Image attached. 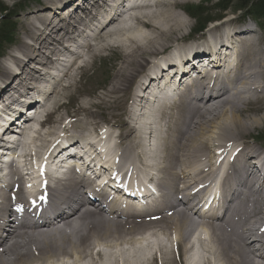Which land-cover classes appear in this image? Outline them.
<instances>
[{"label": "bare ground", "instance_id": "bare-ground-1", "mask_svg": "<svg viewBox=\"0 0 264 264\" xmlns=\"http://www.w3.org/2000/svg\"><path fill=\"white\" fill-rule=\"evenodd\" d=\"M65 1L48 0L49 6L45 9H53L56 5L64 2L63 4L68 3L69 5L75 3L73 7L75 6L78 11H83L88 7V4L89 6L91 4L89 2L91 0ZM165 3L157 5V8L166 10L165 12H170L173 8H177L176 3ZM150 8L154 7L149 4L148 7L134 6V8H129L126 11L131 13V16L127 17L128 21H126L125 17L123 18L122 14L111 20L96 36L97 47L89 51V54L95 52L102 54L104 51L113 49L111 46L112 42L119 44L121 46L119 49H123L121 60L124 61L120 65L122 66L120 70L116 71L115 79L109 92L110 95L127 92L130 81L134 77L136 78L139 71L143 68V64L139 65L138 61H136L139 56V50L140 52L143 50L142 52L145 54L159 52L160 49L165 51L167 49L165 46H168L169 49L171 48V46L166 45L170 42V39L172 44H175L182 42L185 38L183 32L190 26L187 19L174 16L176 19L174 20L175 23L172 24L171 21L174 17L168 21V17H171L170 14L167 18L158 17L154 20L152 17L149 18L146 14H143L147 11L152 12ZM168 9L170 11H167ZM67 12H70V10L68 9ZM160 12L157 11L158 14ZM58 14L62 13L58 12ZM68 14L70 17V15L73 16L75 13ZM84 15L90 16L89 12H84ZM62 18L54 16V19L49 21L47 15H43L41 20L38 21L42 28H33L31 24H28L29 29L27 31L24 30V35L30 40H37L42 37L39 44L42 49L46 48L47 45L50 48H54L57 46L56 43L62 41V38L53 40L51 35L57 34L55 30L59 28L60 24L61 28L65 29L62 24ZM184 28L185 30H183ZM45 29L50 30L51 34H45ZM65 31L67 32V29ZM181 32L182 35H177L181 34ZM213 32H215L214 29ZM216 39L219 40V36ZM50 43H52V46ZM18 51L24 55L27 52L28 55L35 52L38 54L37 59L43 57L41 51L25 47L24 44L20 46ZM27 59L28 63L32 61L30 57H27ZM88 59H91V57ZM12 61L17 66H22L23 74L19 77L22 81H24L23 78L30 80L34 75L38 76L32 80H40V74L30 67H26L27 62H21L15 57H12ZM46 62L48 63L49 61ZM245 63L246 69L242 70V73L245 74L229 84L231 92L228 95L222 96L220 100H218L219 96H217L212 100L218 101L205 106L203 109L193 107L187 102L183 108L178 110L176 115L172 116V113H170L168 116L162 117L165 127L164 138L161 140L157 139L155 149L157 159L154 160L153 165L154 169L163 175L161 184L163 189L166 188L168 190L170 197L176 192L185 193L190 187L204 184L207 179L213 177L216 168L213 158L208 155L215 154L216 151L220 150L222 142L226 146L228 141L234 140V138H242L243 135L262 125L264 119L263 121L261 118L253 121L246 120L243 117L245 114L243 106L249 103L250 98L248 96L252 88L255 90L263 88L264 90V81L261 78L264 75V59L255 46H250L247 49ZM252 67L257 72L256 74H253V70L250 69ZM1 77L5 78V80L12 77L15 79L16 75H10L6 69L3 70ZM170 82L168 81L167 83L169 84ZM44 84L46 85V82ZM250 86L252 88L248 89ZM71 87L72 85L69 84L67 89ZM157 94L160 93L157 92ZM51 96L54 99V103L59 104V107H61L59 102L62 99L57 98V93L55 92ZM88 116L89 118L93 117L91 113H88ZM53 120L54 123L60 124L62 118L53 117ZM215 120H217V123L214 122ZM221 121L222 123L220 124ZM89 125L94 131L97 130V123H89ZM117 128L120 131L117 138L119 150L131 151L135 155H139V150L144 146L142 140L146 128L143 132L142 130L138 131L128 122H121ZM52 130H54V127L51 128V131L46 132L48 137L52 135ZM211 133H214L213 138H206ZM234 133H236V136ZM217 134L220 140L214 139ZM226 136L230 138L222 139ZM30 145L31 148L35 146L32 142ZM22 148L24 149V156L21 157V162L24 160V163L30 166L37 161L36 155L28 154V145ZM8 152L9 150L4 149L0 153L2 154L0 155V160L5 161ZM121 155H124V152ZM240 160L241 158L238 161L236 159L237 166H227L225 172L226 180L237 179V176L232 174V170L241 164ZM65 164H67L66 161L60 167L64 168ZM143 167L147 170L151 166L143 163ZM244 175V170L239 166L238 177H244ZM12 178L15 181L12 193L16 194L13 189L16 184L21 186L23 177L13 174ZM10 180L12 181V179ZM255 182V178L249 173V181L246 182L247 185L242 187L245 189L244 193L247 190L246 193L250 196L252 191L249 188L251 185L254 186ZM237 186L239 185L236 183V190ZM253 193L258 195L256 192ZM55 197L57 200H61L64 197L63 203L65 201L68 202L71 197H73V200L77 198L75 201L78 202V210L68 214L59 224L48 225L46 229L35 231L32 227H29L11 233L3 241V256L0 257V264H86L88 260L91 262L89 264H96L97 260L100 262L104 260L105 264H264V257L252 250L249 238L246 237L247 234L256 231L255 227L250 225L247 228L246 224L247 222L253 224L251 220L260 215L263 204L258 200H251V206L247 203L235 205L236 207L232 209L227 220L219 224L209 223L207 227L205 225L199 227V224L192 219L187 211H178L175 215L165 217L163 219L164 225L159 226L160 223L157 224L156 226L159 227H155V231L148 236L152 240L156 238L157 242L152 247L141 248L142 239H134L133 233L135 230L133 228L126 229V224L124 223L116 224L108 221L109 219L103 215L85 209L82 206L81 196H76V185L74 183L62 186L56 192ZM1 199L0 216L11 214L14 206L13 201L8 199L5 193L2 194ZM15 203L25 205L22 200H16ZM192 210L194 213L196 212V210ZM236 216L239 217L237 221L235 220ZM226 223L233 228L227 230ZM263 225L264 222L260 228ZM199 231L205 232L207 237L202 238ZM164 239L165 241H161ZM174 243L184 250L189 248L192 251L191 257L183 261L176 254ZM125 245L127 250L124 249ZM95 248H103L106 253L98 252L93 254ZM150 251H153V253L151 259H148L147 254Z\"/></svg>", "mask_w": 264, "mask_h": 264}, {"label": "rangeland", "instance_id": "rangeland-1", "mask_svg": "<svg viewBox=\"0 0 264 264\" xmlns=\"http://www.w3.org/2000/svg\"><path fill=\"white\" fill-rule=\"evenodd\" d=\"M2 3L7 8H9V9L11 8V10L14 11V10L22 7L24 4H26V1L25 0H0V4H2ZM180 7H181L180 9L173 8L171 11H170V9H168L167 11H170V12H165L166 10H162L160 8H156V9L151 8L150 10L152 12L147 11L146 13H143V14H146L149 18L152 17L154 20H156V18H158V17H161V18L166 17L167 18L168 15H170V14H171V17H168V21L173 19L174 16H176L177 18L183 17V18L187 19L189 22L188 25H190V26L186 30H185V28L183 29V30H185L183 32L185 37H186L187 33H189L190 30H194V28H196L197 24L201 20L205 21L207 19V21H211L214 16H218V15H223V18L227 17L226 19H229V18L233 17V15L236 14V12H234L233 10L228 11L226 13H220L217 11V9H214V7L209 6L207 8L208 11H202L203 12L202 13V12L194 10V13L191 12L192 16H188L187 13L185 14V12L183 10H181L182 6H180ZM157 11H159V12L161 11L160 14H158ZM176 17H174V19L171 21L172 24L175 23L174 20L176 19ZM208 19H210V20H208ZM215 19H217V18L214 17L213 20H215ZM23 20L25 21V19H22V21ZM165 22H167V21H165ZM21 25H22V23L19 22L20 28H21ZM207 25H208V22H207ZM152 31H153V29H152ZM177 35H182V32H181V34H177ZM18 37H20V35ZM260 41H262V39ZM170 42H171V39H170ZM17 44L20 46L21 40L18 41ZM111 46L113 47V49L104 51L102 57L99 59L97 58L93 64V66H92V64H90V66H89L90 70L86 69V70L82 71L81 74L84 76V78L82 80L88 81L89 79H91V81L87 82V83L80 82V83H82V85H85L87 87L92 86V88L87 89V90L91 91V92L89 91V94H92V93L94 94V97L93 96H91V97L95 100V103L91 101L92 103H94V104L101 103L102 104L103 100L100 99L99 96L102 95L103 98L105 96V99H106L105 103L107 105V108L105 107V109H103L101 106L100 109L107 112L108 116H110L111 113H114V112L119 115L123 111L124 104H122V103L125 102V98H126L125 95H127V93H123V92H121L117 95L115 93H113V95H110V93H109L111 91L112 84H113V81L115 79L116 71L120 70V68L122 67L120 65L124 61V60H121L122 52H123V49H119V48H121V46H119V44H116L115 42H112ZM142 51L140 52V50H139V56H138V58H136V61H138L139 65L141 63L144 64L148 60V57L150 56V53L145 54ZM140 54H144V55L140 56ZM80 83H78V84L80 85ZM101 87H103L104 90L100 91ZM71 98H73V99H72V102L69 106L70 107L74 106L75 110L77 108H80V105L82 103H84V105H87L88 103H90V102H85V101L80 102L75 97H71ZM65 99H66V97H65ZM115 100H116V102H114ZM61 112H63V111H61ZM105 114H104V116H105ZM243 117L246 120H253V119L257 120L258 119L257 115L254 113H245ZM214 122L217 123V120H215ZM221 123H222V121L220 122V124ZM256 130L263 131L264 130V122L262 123V125L260 127L258 126V128H256L255 130L248 132L247 134L243 135L242 138H238V139H241V140L249 139V137H252L256 134V132H257ZM212 135L213 134H209L206 136V138L209 139ZM234 135L236 136V133H234ZM216 138H217V136H216Z\"/></svg>", "mask_w": 264, "mask_h": 264}, {"label": "trees", "instance_id": "trees-1", "mask_svg": "<svg viewBox=\"0 0 264 264\" xmlns=\"http://www.w3.org/2000/svg\"><path fill=\"white\" fill-rule=\"evenodd\" d=\"M229 5H234L236 9L250 8L249 15H252L264 22V0H225L221 7L224 12L229 9ZM202 21V20H201ZM204 21L200 22L198 26H204Z\"/></svg>", "mask_w": 264, "mask_h": 264}]
</instances>
